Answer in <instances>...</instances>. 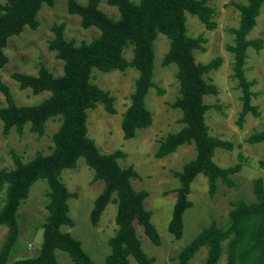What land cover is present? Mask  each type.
Wrapping results in <instances>:
<instances>
[{
    "label": "trees",
    "instance_id": "1",
    "mask_svg": "<svg viewBox=\"0 0 264 264\" xmlns=\"http://www.w3.org/2000/svg\"><path fill=\"white\" fill-rule=\"evenodd\" d=\"M208 0H106L116 8V18L107 15L99 8L100 0H66V10L77 15L82 28L95 27L98 35L89 41L76 43L64 36V22L53 23V37L48 40V49L62 60V73L54 75L44 64L36 74L14 71L11 77L19 88H29L32 94L48 92V95L34 104H18L8 85L0 80V91L5 104L0 105L2 133L14 129L21 135L24 126L40 137L45 132L46 121L58 120L57 129L51 134L50 152L40 151L28 160H22L14 150H10L12 168L0 167V192H4L0 207V225L6 226V235L0 247V264H59L54 251H65L75 264H95L82 248L81 242L69 232L61 231L62 225L72 226L68 214L67 200L75 193L69 192L61 181L60 173L65 168H73L78 158L93 170V180H102L103 186L94 197L89 210V221L96 225L106 205H116L115 230L107 239L110 251L105 255V264H153L154 257L147 255L136 232V225L153 244H160V236L150 220L151 211L144 206L148 196L146 189H135L131 180L139 178L132 165L122 167L118 159L126 154L121 149L102 152L94 140L87 135V110L101 103L109 114L116 113L115 96L109 90L90 81L92 70H119L128 67L137 70L130 102L121 115L120 128L124 138H132L140 128L152 122V113L147 108L145 96L155 87L154 46L159 33L168 39V47L161 59V65L174 63L178 93L170 106L181 112V126L159 139L154 156L162 158L173 152L181 144H193L195 155L186 161L181 169L172 170L178 180L174 188L175 199L167 222V231L176 239L183 231V213L192 205L188 194L191 183L201 173L206 177L207 191L213 195L220 179L228 186L233 184L230 175L242 166L243 155L237 153L238 161L229 166L215 163L216 148H232L230 141L209 132L205 114L209 103L204 97L217 93L216 85L205 77L211 69L222 62L215 56L207 62L195 60L194 51H205L202 35L191 36L187 32L186 16H195L208 30L217 26L214 8ZM52 6L53 0H2L0 1V67L8 60L3 48L10 36L19 34L25 26L36 28L37 13L41 6ZM264 0H244L234 2L239 18L237 26L228 28L233 35L232 42L226 44V51L232 54L230 77L236 79L241 107L236 124L241 126L247 114L258 116L257 106L251 103L252 81L245 76L244 64L247 50L261 48L260 38H249L248 34L256 24V17ZM131 48V57L124 56V49ZM158 95L164 90L156 89ZM219 107V105H216ZM246 141L255 144L264 141V128L251 132ZM264 166V154L258 161ZM38 179L47 183L46 215L41 225V243L38 253L15 259L7 263L9 252L18 239L19 228L16 212L20 202L25 199L31 185ZM254 200L238 199L231 203L227 224L217 226L212 220L201 228L198 234L183 246L175 256L177 264H187L197 250L206 247V255L200 264H217L225 242V264H264V188L262 179L253 180Z\"/></svg>",
    "mask_w": 264,
    "mask_h": 264
},
{
    "label": "rangeland",
    "instance_id": "2",
    "mask_svg": "<svg viewBox=\"0 0 264 264\" xmlns=\"http://www.w3.org/2000/svg\"><path fill=\"white\" fill-rule=\"evenodd\" d=\"M78 1L83 4L86 0ZM243 1L208 0L207 4L214 8V20L217 23L212 30L206 29L195 16L185 13L188 34L202 35L205 38L203 43L205 51L195 50V60L207 62L215 56L222 58L220 65L216 69H211L205 76L217 87L216 94L204 97V101L211 105L205 114V120L209 126V132L230 141L232 148L230 150L216 148L213 160L220 166H229L238 161L237 153L241 152L243 161L241 168L230 175L233 184L228 186L218 179L213 195H209L207 191L206 177L201 173L196 175L188 194L192 205L183 213V231L178 239L167 231V222L175 199L174 188L179 184L171 171L181 169L186 161L194 157L195 149L193 144H181L162 158H156L153 154L159 139L168 132L178 130L181 126L178 120L181 116L180 110L170 106L178 93V82L175 78L176 66L174 63L167 66L161 65V59L168 47L167 37L159 33L153 42L155 87H152L145 96L146 106L152 113V122L148 127L138 129L132 138L123 137L120 121L122 113L130 102L129 95L134 88L137 70L132 67L123 71L104 72L96 68L92 70L90 81L109 90L115 96L116 113H107L101 103L87 110V135L94 140L102 152L121 149L126 156L124 159H118L119 164L122 167L132 165L139 173L140 177L133 178L131 183L135 189L148 191L144 206L151 211L150 220L159 233L160 244H153L143 233L140 225H136V232L143 251L154 257L153 264H177L175 256L178 251L195 237L202 227L212 220L218 227L227 224L228 212L233 201L254 200L253 180L255 178L262 179L264 188V166L258 163L264 154V141L255 144H249L246 141V137L251 132L264 128V4L260 7L255 26L248 34L249 38L261 39V48L259 50L253 47L248 48L244 64L245 76L253 82L250 88L253 92L251 103L257 106L259 115L247 114L241 126L236 124L241 107L240 91L236 88V79L230 77L232 54L225 49L226 44L231 43L233 37L228 28L237 26L239 18L238 10L233 3ZM53 2L52 6L43 4L39 9L36 16L38 20L36 28L25 26L19 34L9 37L3 48L8 60L0 67V80L8 85L18 104L38 103L48 95V92L32 94L29 88H19L18 82L11 77L12 72L36 74L38 67L44 64L54 75L62 73V60L47 47L48 40L53 37L51 31L53 23L64 22L65 38L73 39L76 43L82 40L89 41L99 33L95 27L82 28L79 17L67 12L66 0H53ZM99 8L109 16L114 18L118 16L116 8L107 4L106 0H100ZM131 54L130 47L124 49V56L127 59H130ZM157 88L163 89L164 93L158 95ZM4 104V97L0 91V105ZM57 126L58 120L50 118L46 121L45 132L40 137H36L28 130V124L24 126L21 135H18L14 129L5 135L2 133L0 121V167H13L11 149L24 161L30 159L37 151L50 152L51 134ZM92 177L93 170L85 164L82 157L78 158L75 167L61 171V181L69 192L75 193V196L67 200L68 214L73 220V225H62L60 228L61 231L69 232L81 242L82 248L95 264H105L104 257L110 251L107 239L116 227L114 222L116 205L109 202L97 224L90 223L89 210L94 197L103 186L102 180H93ZM47 190L46 180L38 179L31 185L28 196L20 202L16 212L18 239L9 252L7 263L38 253L42 234L41 225L47 211ZM3 196L2 191L0 207ZM5 235L6 226L0 225V247ZM54 253L59 264H75L65 251L56 249ZM205 255L206 247L201 246L187 264H200ZM129 262L135 264L132 257H129ZM225 262V242H222V252L217 264H225Z\"/></svg>",
    "mask_w": 264,
    "mask_h": 264
},
{
    "label": "crops",
    "instance_id": "3",
    "mask_svg": "<svg viewBox=\"0 0 264 264\" xmlns=\"http://www.w3.org/2000/svg\"><path fill=\"white\" fill-rule=\"evenodd\" d=\"M146 128V127H145ZM137 132V131H136ZM214 157V156H213ZM177 187V186H176Z\"/></svg>",
    "mask_w": 264,
    "mask_h": 264
}]
</instances>
